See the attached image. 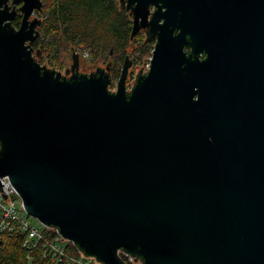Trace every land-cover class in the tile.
I'll return each mask as SVG.
<instances>
[{
    "label": "water",
    "instance_id": "95a60500",
    "mask_svg": "<svg viewBox=\"0 0 264 264\" xmlns=\"http://www.w3.org/2000/svg\"><path fill=\"white\" fill-rule=\"evenodd\" d=\"M9 1L0 178L26 213L99 264H264V0H126L131 39H156L129 92L128 57L115 92L77 53L40 66L42 1L12 0L18 29Z\"/></svg>",
    "mask_w": 264,
    "mask_h": 264
},
{
    "label": "trees",
    "instance_id": "16d2710c",
    "mask_svg": "<svg viewBox=\"0 0 264 264\" xmlns=\"http://www.w3.org/2000/svg\"><path fill=\"white\" fill-rule=\"evenodd\" d=\"M42 7L43 24L37 44L52 65L62 66L61 54L69 49L74 52L76 48L88 49L94 61L103 58L106 61L112 51L116 62L123 61L133 41L139 60L152 51L151 44L131 39L132 22L117 0H43ZM20 21L17 15L12 25L18 28ZM116 64L112 76L119 73L120 66ZM23 242V234L0 235V264H52L42 244L27 250ZM66 248L76 257L84 256L72 242L68 241ZM120 256L128 264H134L128 256L122 253Z\"/></svg>",
    "mask_w": 264,
    "mask_h": 264
},
{
    "label": "built area",
    "instance_id": "2783aa9c",
    "mask_svg": "<svg viewBox=\"0 0 264 264\" xmlns=\"http://www.w3.org/2000/svg\"><path fill=\"white\" fill-rule=\"evenodd\" d=\"M153 51V50H152ZM152 51L146 59V71L150 68ZM2 191H0V235L3 233L23 234L24 244L27 250L36 248L42 244L44 254L50 258L52 264H90V257H76L69 253L66 248L67 240L62 239L61 235L55 228L46 227L43 224L31 223V217L26 213L22 200L12 186L7 176L0 178Z\"/></svg>",
    "mask_w": 264,
    "mask_h": 264
},
{
    "label": "rangeland",
    "instance_id": "374dc122",
    "mask_svg": "<svg viewBox=\"0 0 264 264\" xmlns=\"http://www.w3.org/2000/svg\"><path fill=\"white\" fill-rule=\"evenodd\" d=\"M41 1L43 3V0H41ZM117 2H118V0H117ZM35 15H33L32 18L35 17ZM38 18L41 19L43 17H39L38 16ZM143 38H144V34L143 33L136 34L135 37H134L135 40L136 39L142 40ZM133 44H134V41H133ZM133 44H131L126 49L127 57L132 62V67L129 70L128 79H127V82H126V90L127 91L131 90V88H132V86L134 84V80H135L134 78L136 77L135 75H137L139 73V71H141V70L144 71V69H145V71H146V67H147L146 59L149 57L147 55L146 57H144V58L139 60L138 54L136 53V50H134L135 48H134ZM36 51H41V47H38L37 50H36V48L34 49V51H33V56L34 57H35V52ZM72 52L69 49V51L67 50L66 52H63L61 54V56L64 58L62 66L52 65V63L50 62V59L47 58V54L43 53V52L40 55V57H38L37 62L40 64V66H45L48 69H54L57 72L64 73L65 69L66 68L69 69L71 64H72L71 54L77 53L78 54L79 72L83 73V74H89L91 72H94L95 69L98 68V67L102 68V69L106 68V64L109 62L110 58H112V57H110L106 61H105L104 58L99 60V61H94V60H92L93 57L89 54V50L88 49L76 48V51H74L73 53ZM123 61H121V65H119L120 69L122 68V65L124 63ZM111 74H115L114 70L112 71ZM111 80H112V82H111L110 86L108 87V89L111 92H115L116 91L117 82L119 80V75L112 76ZM31 223L35 224V223H37V220L32 218L31 219ZM90 264H98V263L95 260H90Z\"/></svg>",
    "mask_w": 264,
    "mask_h": 264
},
{
    "label": "flooded vegetation",
    "instance_id": "af4514ba",
    "mask_svg": "<svg viewBox=\"0 0 264 264\" xmlns=\"http://www.w3.org/2000/svg\"><path fill=\"white\" fill-rule=\"evenodd\" d=\"M125 2H126V0H124V4H125ZM43 4V3H42ZM118 4H119V6H120V8L121 9H125L126 10V12L128 13V15H129V17H130V20H131V22L133 23V17H132V14H131V10H127V8H126V4L124 5L123 3H121L120 2V0H118ZM122 4V5H121ZM8 5L13 9H15L16 10V16H15V19H16V17H17V15H20V18H22V14L18 11V8L21 6V4H19V5H15V4H13V2H12V0H10L9 1V3H8ZM43 6V5H42ZM42 9H43V7L41 8V10H35V11H33V13H32V15L30 16V18H29V21H32L34 18H38V16L39 17H42ZM155 10H156V8H154L153 6H151L150 7V9H149V16H148V21H150L151 20V18H152V15L154 14V12H155ZM36 14V15H35ZM33 15H35V17H33L32 18V16ZM38 15V16H37ZM14 19V20H15ZM13 20V21H14ZM41 20V25L39 26V27H37L36 29L38 30V32H39V36L37 37V39H36V41L32 44V52L34 51V49L36 48V50H37V48L38 47H40V45L39 44H37V42H38V40L40 39V35H41V33H40V29H41V27H42V24H43V18H41L40 19ZM13 21H12V23H13ZM162 22V21H161ZM160 22V23H161ZM20 25V24H19ZM16 28V27H15ZM16 29H18V28H16ZM148 30H149V28H147V27H145V28H142V29H140V31L137 33V34H141V33H143L144 34V38L142 39L143 40V42H146V43H149V44H151L152 45V50L154 51V48H155V45H156V39L154 38V39H152V37H150V35H149V37H150V40L147 42L146 41V38H147V33H148ZM152 51V52H153ZM185 51H187V53L189 52L187 49H185ZM39 52V57H40V55L42 54V51H38ZM36 53H37V51L35 52V58H36V60L38 59V55H36ZM33 54V53H32ZM37 56V57H36ZM110 57H112V58H110ZM114 54H113V52L111 51L110 53H109V58H110V60H109V62L106 64V67L108 66L109 67V71L107 72V73H109L110 74V77H111V79H112V71L114 70V69H116V63H118V66L119 65H121V61L120 60H117V62H116V60H114ZM126 57H127V53H126V55H125V57H124V61H125V59H126ZM198 58L200 59V60H203L204 58H205V56L203 55V54H200L199 56H198ZM123 61V62H124ZM130 61V60H129ZM131 62V61H130ZM124 64V63H123ZM122 67H123V65H122ZM132 67V62H131V66L129 67V69H128V73H129V70H130V68ZM67 69V68H66ZM65 69V70H66ZM105 69V68H104ZM121 70H122V68L120 69L119 68V73H118V75L120 76V73H121ZM77 71H78V73L79 74H83V73H80L79 72V66H78V69H77ZM139 73H145L144 71H140ZM138 73V74H139ZM63 74V76L65 75V71H64V73H62ZM72 75V73L70 72L69 74H67V76H65L66 78H69L70 76ZM136 76V75H135ZM127 79H128V75H127V78H126V82H127ZM135 79V78H134ZM112 81V80H111ZM125 88H126V83H125ZM127 91V90H126ZM130 90H128L127 92H129Z\"/></svg>",
    "mask_w": 264,
    "mask_h": 264
}]
</instances>
